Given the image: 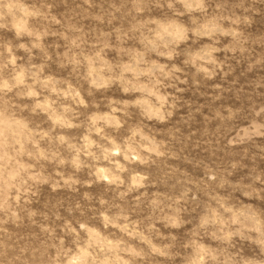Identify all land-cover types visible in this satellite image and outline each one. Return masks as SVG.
<instances>
[{"label":"clouds","instance_id":"9594fccd","mask_svg":"<svg viewBox=\"0 0 264 264\" xmlns=\"http://www.w3.org/2000/svg\"><path fill=\"white\" fill-rule=\"evenodd\" d=\"M261 12L0 0V264H264Z\"/></svg>","mask_w":264,"mask_h":264},{"label":"rangeland","instance_id":"374dc122","mask_svg":"<svg viewBox=\"0 0 264 264\" xmlns=\"http://www.w3.org/2000/svg\"><path fill=\"white\" fill-rule=\"evenodd\" d=\"M153 11H154V14H156V15H163L166 12V10L161 11L160 9H154ZM251 31L256 33V34L264 33V12H261V14H259L255 17ZM239 71H240V69L238 68L236 70V73H234V75H238ZM241 79H243V78H241ZM201 90H206V86H205V88H202ZM106 95H112V96L118 97L120 95V93H119L118 89H112ZM184 96L191 101H197L200 99L199 96L195 95V89H192L191 87H189V90L184 93ZM96 99H97V101H99V99H100L99 94L97 95ZM225 102L230 103L233 101H232L231 97H228ZM178 117H179V113H178ZM131 119H133V120L136 119L135 114H133L131 116ZM159 134L161 136H165L166 130H161Z\"/></svg>","mask_w":264,"mask_h":264}]
</instances>
